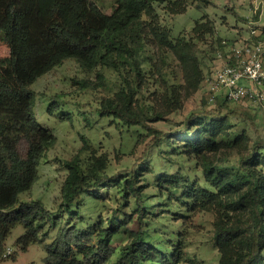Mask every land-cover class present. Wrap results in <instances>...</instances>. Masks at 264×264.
<instances>
[{
    "label": "rangeland",
    "instance_id": "obj_1",
    "mask_svg": "<svg viewBox=\"0 0 264 264\" xmlns=\"http://www.w3.org/2000/svg\"><path fill=\"white\" fill-rule=\"evenodd\" d=\"M95 1L105 13H111L112 0ZM179 6L184 12L174 14L161 4L155 11L156 24L169 41L193 46L183 58L161 44L148 27L139 76L128 68L98 65L87 69L67 59L32 83L35 118L54 134L55 140L39 163L37 181L19 194V200H40L55 223L52 227L45 223L39 230V241L25 251L14 243L24 232L21 225L15 226L4 246V251L10 249L11 254L0 258V264H43L44 246L68 226L85 231L94 228L91 241L97 243L99 226L106 228L113 222L118 232L104 239L115 247L109 263L134 237L138 226L135 200L123 197L128 173H121L118 183L101 186L95 195L82 193L69 213L60 205L61 190L70 174L64 164L67 161H77L86 172L96 169L106 175L128 171L135 165L147 209L143 239L161 256L171 257L175 249H180L178 264H221L223 254L214 235L218 225L239 226L248 214L246 207L232 211L223 203L237 200L245 190L235 187L230 178L238 173L241 156L252 153L254 145L264 140V103L257 107L225 104L222 100L210 104L205 81L212 74L217 51L248 37L250 21L264 27V0H210V4L179 0ZM145 20L150 19L146 16ZM7 53L1 44L0 55ZM128 83L131 110L140 113L145 106L150 114L164 115L163 120L147 123L150 130L127 126L99 113L107 105L127 109L124 93ZM52 102L53 112L49 113L47 107ZM207 114L226 115L217 135V149L203 152L213 166L209 178L201 154L186 151L182 140L160 135L158 143L152 141L160 133L180 132L191 115L197 116V121L190 122L191 128L205 126L209 122ZM259 153L261 164L255 170L264 173V148ZM165 174L180 175L177 188L161 181ZM212 178H216V186ZM197 187L218 194L220 203L201 204L187 198L186 193ZM125 214L132 219L123 224ZM239 250L237 243L226 255L235 256Z\"/></svg>",
    "mask_w": 264,
    "mask_h": 264
},
{
    "label": "trees",
    "instance_id": "obj_2",
    "mask_svg": "<svg viewBox=\"0 0 264 264\" xmlns=\"http://www.w3.org/2000/svg\"><path fill=\"white\" fill-rule=\"evenodd\" d=\"M195 1L210 4V0ZM112 2V11L107 14L95 0H0V45L8 50L7 55H0V258H6L3 257L5 241L15 226L21 225L24 229L14 243L25 251L31 243L39 241V230L45 223L51 227L55 223L40 200H19V194L28 191L37 181L39 163L55 140L54 134L35 118L36 93L32 83L67 59H74L87 69L98 65L118 70L128 68L139 76L149 29L179 58L184 57L186 50H193L191 45L169 41L156 24L155 6L166 5L172 13L178 14L185 10L179 6V0ZM146 16L150 19L148 22ZM124 96L126 110L107 105L99 109L100 115L149 130L148 122L164 119L160 113L150 114L145 106L140 108V113L130 109L129 83ZM53 103L47 107L49 113L53 112ZM207 115L209 122L205 126L191 128L190 122L197 121V116L191 115L180 132L160 133L152 141L158 143L160 135L165 139L182 140L186 151L201 154L203 170L209 178L213 166L203 152L217 149V135L223 129L226 115ZM262 148L264 140H259L252 153L241 156L238 173L230 178L235 187L245 190L237 200L223 206L232 211L246 207L248 214L239 226H217L214 241L223 254L221 264H264V173L255 170L261 164L259 151ZM64 164L70 171L61 190L60 205L65 212L72 213L71 208L82 193L95 195L101 186L118 183L121 173H128L123 197L134 198L138 226L134 237L121 246L119 256L111 263L115 247L104 239L118 232L113 222L106 228L99 226L97 243L91 241L94 228L85 231L68 226L44 246L43 264H178L182 257L180 249H175L171 257L161 256L159 250L143 239L147 209L135 165L128 171L106 175L96 169L86 172L77 161ZM164 177L161 181H168L176 188L181 181L179 174ZM211 183L216 186V178H212ZM186 197L201 204L220 203L218 194L201 187L189 190ZM130 219L132 216L125 214L122 223ZM237 243L239 252L227 256Z\"/></svg>",
    "mask_w": 264,
    "mask_h": 264
},
{
    "label": "built area",
    "instance_id": "obj_3",
    "mask_svg": "<svg viewBox=\"0 0 264 264\" xmlns=\"http://www.w3.org/2000/svg\"><path fill=\"white\" fill-rule=\"evenodd\" d=\"M248 37L215 54L212 74L206 79V99L228 104L261 106L264 103V27L249 22ZM11 254L4 251L3 257Z\"/></svg>",
    "mask_w": 264,
    "mask_h": 264
}]
</instances>
